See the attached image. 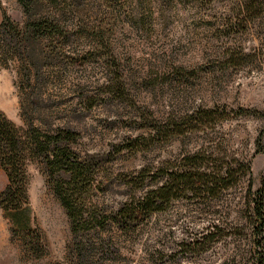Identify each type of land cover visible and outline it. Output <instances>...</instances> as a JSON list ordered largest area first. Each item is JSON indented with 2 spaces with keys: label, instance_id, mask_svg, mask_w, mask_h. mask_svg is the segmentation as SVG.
<instances>
[{
  "label": "rangeland",
  "instance_id": "1",
  "mask_svg": "<svg viewBox=\"0 0 264 264\" xmlns=\"http://www.w3.org/2000/svg\"><path fill=\"white\" fill-rule=\"evenodd\" d=\"M144 1L77 0L81 24L85 28L99 24L102 30L81 31L85 37L79 40L69 35L70 55L65 51L68 58L58 56L49 70H34L42 62L21 43L17 45L21 54L10 57L1 43L9 39L0 34V112L14 126L23 127L20 101L28 112V99L38 98V112H57L52 118H58L63 110L78 107L81 99L96 96L95 105L80 114L77 150L102 153L138 131L128 123L138 118V112L161 123L167 116L195 109L225 110L229 115L222 123L147 152L113 156L105 172L108 181L96 196L105 211L111 210L123 197L122 172L218 144L232 158L247 162L251 188L256 190L264 170V0H253L260 11L252 18L244 5L251 0H149L164 10L156 11L159 17L155 8L135 14ZM40 10L35 7L31 14ZM25 20L17 0H0L2 25L8 21L23 28ZM76 22L73 12L63 23L71 28ZM82 48H91L94 59L79 67L75 53ZM109 70L123 82L126 100L107 93ZM26 175L22 209L0 210V264H75L66 250L69 221L46 185L43 169L31 162ZM5 184L0 171V191ZM246 184L242 180L213 199L199 196L203 199L198 201L186 195L173 201L167 212L144 220L130 237L107 230L103 241H92L95 259L84 258L78 264H264V239L253 245L241 221ZM29 244L43 249V255L35 257Z\"/></svg>",
  "mask_w": 264,
  "mask_h": 264
},
{
  "label": "trees",
  "instance_id": "2",
  "mask_svg": "<svg viewBox=\"0 0 264 264\" xmlns=\"http://www.w3.org/2000/svg\"><path fill=\"white\" fill-rule=\"evenodd\" d=\"M110 1L115 0H103L104 3ZM251 1L244 4L250 18L257 16L260 11L256 1ZM17 2L26 15L25 25L17 28L8 21L3 25L0 23V30L3 29L0 34L9 39V43L6 38L1 40L2 50L8 51L7 54L14 57L15 53L21 54L17 53V45L23 44L34 59L42 62L34 70H49L58 56L59 59L68 58L70 53L67 47L71 42L69 35L79 40L85 34L100 29L99 24L91 28H85L81 24L77 0ZM35 7H40L42 11L31 14ZM148 9L154 10L158 17L164 11L158 3L149 0L144 1L142 7L138 6L140 11H134L141 15ZM73 12L77 22L67 28L63 22L66 23L67 17ZM70 20L73 22L72 16ZM81 31L85 33L83 36ZM90 49L82 48L75 53V58H78L76 66H83L91 58L94 59ZM92 49L94 51L95 48ZM65 51L68 52L67 56ZM108 59L113 65L114 60L110 54ZM114 72H108L111 77L107 80L109 84L105 86L107 93L126 100V89L122 81L113 77ZM116 72L119 74L117 78H123L121 70ZM95 97L81 99L78 107L75 105L63 110L58 118H52L57 112H38L41 102L38 98L28 99L26 107L31 109L28 112L24 111L20 101L19 115L25 122L23 127L14 126L0 112V171L6 180L0 191L2 213L22 209L27 200L26 167L31 162L37 163L45 173L46 185L57 198L69 221L70 242L66 250L74 257L75 264H78L87 258L95 259L92 255L93 240L103 241L108 233L130 237L138 231L144 220L170 210L173 201L184 199L186 195L198 201L203 199H199V196L213 199L231 188H237L239 182L245 180L247 184L239 210L243 212L241 221L246 226L252 244L261 243L264 239V170L259 177L258 188L253 191L247 162L238 157L232 158L219 144L213 147L200 146L175 159L155 164L149 162L137 170L122 172L119 174V185L123 197L116 207L105 211L96 193L108 181L105 172L107 165L114 160L113 156L147 152L156 145L201 131L208 125L222 123L226 121L229 113L225 110L195 109L182 116H167L158 123L148 118V114L144 116L138 112V118L128 119V123L136 127L137 132L123 136L102 153L80 152L77 150L81 120L79 117L82 112L95 105L94 99H98ZM33 112L37 114L33 116ZM237 113L240 115L242 112ZM28 251L37 258L44 253L43 249L30 244Z\"/></svg>",
  "mask_w": 264,
  "mask_h": 264
}]
</instances>
